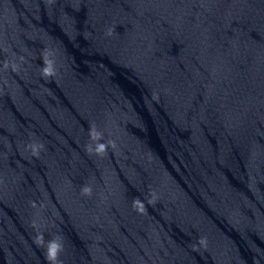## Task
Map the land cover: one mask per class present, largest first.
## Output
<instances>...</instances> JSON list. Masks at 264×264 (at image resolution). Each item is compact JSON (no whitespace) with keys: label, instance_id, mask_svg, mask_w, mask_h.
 I'll use <instances>...</instances> for the list:
<instances>
[{"label":"clouds","instance_id":"1","mask_svg":"<svg viewBox=\"0 0 264 264\" xmlns=\"http://www.w3.org/2000/svg\"><path fill=\"white\" fill-rule=\"evenodd\" d=\"M111 35V33H109ZM44 67L42 68L43 75L45 77H50L55 74V69L53 68V62L51 60L45 59L42 61ZM89 139L93 142L85 145V151L89 154H95L97 156H103L109 147L115 148L116 144L114 140H107L106 142H101L104 140L103 133L98 131L95 126L89 127ZM33 149V155H38V147H43V145H39L38 147L35 145H29ZM81 194L83 196L91 197L93 194V188L91 185H84L81 187ZM156 200V195L152 193V200L149 203H154ZM35 207V205H33ZM133 207L137 212H144L145 206L139 197L133 198ZM38 246L45 248V259L48 261V264H60L59 255L63 251V242L59 237H53L45 241L43 233L39 234L36 237V241ZM200 244L206 246V238H201L199 241Z\"/></svg>","mask_w":264,"mask_h":264}]
</instances>
